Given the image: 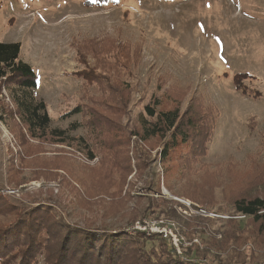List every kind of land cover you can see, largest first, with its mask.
Here are the masks:
<instances>
[{"label":"rangeland","instance_id":"1","mask_svg":"<svg viewBox=\"0 0 264 264\" xmlns=\"http://www.w3.org/2000/svg\"><path fill=\"white\" fill-rule=\"evenodd\" d=\"M104 38L138 46L140 54L139 62L131 68L129 102L119 121L130 138L132 166L139 149L147 152L150 160L140 179L135 176V167L127 177L121 196L130 194L125 196L121 213L105 219L97 204L89 210L82 209L65 180L27 181L18 188L8 185V149L14 154L16 149L2 122L0 193L19 202L26 194L51 192L52 204L70 224L83 225L88 221L95 227L119 230L129 236L143 233L147 238L159 237L183 261L190 260V249L202 251L209 240H221L223 224L228 219L247 230V217L234 214L230 204L244 191L254 190L249 193L264 196V187L255 183L264 178V0H112L92 7H86L83 0H0V42L20 44V59L38 78L33 95L46 104L52 129L67 130L70 124L79 122V114L67 118L64 115L85 103L93 93L92 88L83 89L82 80L71 75L83 68L77 62L73 40L81 43L84 39ZM84 55L86 66L94 67V57ZM239 73L253 77L243 83L248 94L235 88L234 76ZM171 85L188 90L183 108L193 97L200 96L204 104L219 110L213 140L201 160L205 168L197 166L199 171L191 176V183L209 192L208 196L198 197L188 187V198L180 187L183 182L180 184L176 178L172 180V192L165 189L162 179L158 194L148 185L157 174L162 178L161 149L158 145L150 149L142 142L135 134V126L151 98L159 97ZM2 94L9 102L6 91ZM250 116L254 117L253 131L247 126ZM67 135L83 148V128ZM47 149L51 151L48 156L65 155L86 169L99 163V155L90 159L71 146L53 145ZM205 169L211 172L210 176H205ZM24 176L29 177L27 171ZM240 176L256 187L249 189L243 182L244 186L233 188ZM129 184H134L130 190ZM149 198L164 199L166 211L148 209ZM168 211L174 217L165 213ZM142 214L145 215L134 221L130 219ZM154 224L161 225L155 228ZM169 232L174 237L165 238ZM240 251L252 257L249 264L264 261V249L250 242Z\"/></svg>","mask_w":264,"mask_h":264},{"label":"trees","instance_id":"2","mask_svg":"<svg viewBox=\"0 0 264 264\" xmlns=\"http://www.w3.org/2000/svg\"><path fill=\"white\" fill-rule=\"evenodd\" d=\"M83 1L86 7H92L112 0ZM72 45L77 62L83 68L71 75L81 79L83 89L92 88L93 93L87 96L85 103L64 115L67 118L79 114L80 121L70 124L67 130H59L50 127L46 104L38 102L33 95L38 78L20 59V44L0 42V122L7 126L16 149L15 154L8 149L7 183L18 188L27 181L65 180L82 209L89 210L97 204L106 219L121 213L125 196L130 193L121 195L133 167L136 178L140 179L150 160L148 153L139 149L132 166L130 138L119 121L129 102L131 68L139 62L140 54L138 46L110 38L84 39L81 43L73 40ZM84 54L94 57V67L86 66ZM249 79L253 77L247 73L236 74L235 88L248 94L243 83ZM2 91H6L9 102ZM187 94V89L177 85L164 88L138 116L135 134L150 149L157 145L161 149L162 178L157 174L148 184L153 193L160 192L161 179L165 189L172 192V180L176 178L180 184L183 182L180 187L183 186L185 191L181 189L187 197L188 187L189 192L198 197L210 194L193 185L191 176L199 168H205L201 160L208 153L220 113L215 106L204 104L200 96L193 97L183 108ZM253 119L250 116L247 122L250 131L255 129ZM79 127L85 130L82 149L67 135ZM262 143L264 146V135ZM53 145L80 149L90 159L99 155V163L95 168L86 169L65 155L48 156L51 151L47 148ZM205 170V176H210L211 172ZM115 174L117 177H113ZM229 177L234 180L233 175ZM235 181V189L244 183L249 189L259 184L264 187V178H258L256 185L243 176ZM128 186L130 190L134 184ZM253 191L240 193L230 204L234 214L247 217L248 229L242 230L234 219L224 221L221 240H209L202 251L190 249L187 261L169 250L159 237L147 238L143 233L129 236L119 230L95 227L88 221L83 225L70 224L52 204L51 192L26 194L19 202L0 193V264H249L252 257L240 248L250 242L264 249V196L249 193ZM148 201V209L166 211L164 199L149 198ZM165 213L174 217L170 211ZM143 215L130 219L134 221ZM202 219L210 222L208 218ZM211 253L215 254L211 256ZM253 264H264V261L255 260Z\"/></svg>","mask_w":264,"mask_h":264},{"label":"built area","instance_id":"3","mask_svg":"<svg viewBox=\"0 0 264 264\" xmlns=\"http://www.w3.org/2000/svg\"><path fill=\"white\" fill-rule=\"evenodd\" d=\"M1 193L3 194V191H1ZM5 193H8V192H6L5 191ZM10 194V193H9ZM202 214H204V215H207L204 211H203V213ZM159 225H161V224H154V226L153 227H155V228H157V227H159ZM171 225V224H170ZM172 226V225H171ZM173 227V226H172ZM170 228V229H169ZM169 231H171L172 229H171V227H168L167 228ZM165 233V232H164ZM163 232L161 233V234H164ZM166 237H170V238H172V237H174V236H171V233L169 232V234H166L165 235V238Z\"/></svg>","mask_w":264,"mask_h":264}]
</instances>
